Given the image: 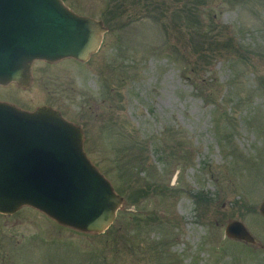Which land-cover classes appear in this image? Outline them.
<instances>
[{
  "label": "rangeland",
  "instance_id": "1",
  "mask_svg": "<svg viewBox=\"0 0 264 264\" xmlns=\"http://www.w3.org/2000/svg\"><path fill=\"white\" fill-rule=\"evenodd\" d=\"M62 1L103 22L99 51L35 61L0 102L80 127L123 202L103 234L0 214V264H264V0Z\"/></svg>",
  "mask_w": 264,
  "mask_h": 264
},
{
  "label": "water",
  "instance_id": "2",
  "mask_svg": "<svg viewBox=\"0 0 264 264\" xmlns=\"http://www.w3.org/2000/svg\"><path fill=\"white\" fill-rule=\"evenodd\" d=\"M106 31L62 0H0V86L27 87L35 61L89 60ZM122 202L88 158L80 127L49 107L27 112L0 102V214L28 206L65 227L103 234ZM226 234L255 244L240 222Z\"/></svg>",
  "mask_w": 264,
  "mask_h": 264
},
{
  "label": "trees",
  "instance_id": "3",
  "mask_svg": "<svg viewBox=\"0 0 264 264\" xmlns=\"http://www.w3.org/2000/svg\"><path fill=\"white\" fill-rule=\"evenodd\" d=\"M120 10H123V4H120V5L115 6V11H120ZM123 11H125V10H123ZM199 53L201 55H204L205 54V51L204 50H200Z\"/></svg>",
  "mask_w": 264,
  "mask_h": 264
},
{
  "label": "flooded vegetation",
  "instance_id": "4",
  "mask_svg": "<svg viewBox=\"0 0 264 264\" xmlns=\"http://www.w3.org/2000/svg\"><path fill=\"white\" fill-rule=\"evenodd\" d=\"M43 214V213H42ZM45 215V214H44ZM251 245H254V244H251Z\"/></svg>",
  "mask_w": 264,
  "mask_h": 264
}]
</instances>
